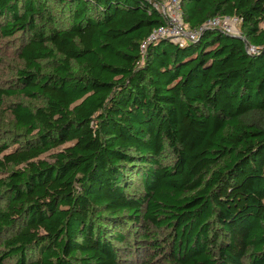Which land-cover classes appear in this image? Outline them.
I'll list each match as a JSON object with an SVG mask.
<instances>
[{"label":"trees","instance_id":"1","mask_svg":"<svg viewBox=\"0 0 264 264\" xmlns=\"http://www.w3.org/2000/svg\"><path fill=\"white\" fill-rule=\"evenodd\" d=\"M180 6L0 0V264H264V0Z\"/></svg>","mask_w":264,"mask_h":264},{"label":"built area","instance_id":"2","mask_svg":"<svg viewBox=\"0 0 264 264\" xmlns=\"http://www.w3.org/2000/svg\"><path fill=\"white\" fill-rule=\"evenodd\" d=\"M158 9L166 20V25L154 30L148 38V42H155L158 39H169L173 42H183L186 39L193 38L197 34L196 31L191 30L184 23L180 0H158ZM229 20L238 21L235 18H215L209 21L206 26L225 31L228 34L235 36L227 26V21Z\"/></svg>","mask_w":264,"mask_h":264},{"label":"rangeland","instance_id":"3","mask_svg":"<svg viewBox=\"0 0 264 264\" xmlns=\"http://www.w3.org/2000/svg\"><path fill=\"white\" fill-rule=\"evenodd\" d=\"M227 26L236 35H240V22L229 20ZM18 37L9 40L0 41V88H6L8 81L14 76L15 68L19 66L16 53L11 48L12 45H17ZM16 99L9 100L10 103L15 102ZM9 113H6L8 115ZM65 146L59 147L52 152L41 156V159L51 163V153H55L63 149Z\"/></svg>","mask_w":264,"mask_h":264},{"label":"water","instance_id":"4","mask_svg":"<svg viewBox=\"0 0 264 264\" xmlns=\"http://www.w3.org/2000/svg\"><path fill=\"white\" fill-rule=\"evenodd\" d=\"M236 36V35H235ZM238 37V36H237Z\"/></svg>","mask_w":264,"mask_h":264}]
</instances>
